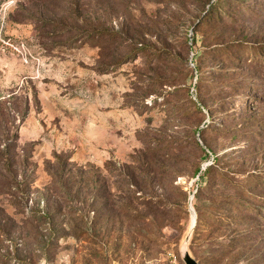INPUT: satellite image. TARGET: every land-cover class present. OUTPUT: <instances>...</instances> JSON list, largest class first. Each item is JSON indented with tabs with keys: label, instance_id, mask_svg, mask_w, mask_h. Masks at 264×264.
I'll return each instance as SVG.
<instances>
[{
	"label": "rangeland",
	"instance_id": "1",
	"mask_svg": "<svg viewBox=\"0 0 264 264\" xmlns=\"http://www.w3.org/2000/svg\"><path fill=\"white\" fill-rule=\"evenodd\" d=\"M252 48L264 0H0V264H184L189 199L198 264H264Z\"/></svg>",
	"mask_w": 264,
	"mask_h": 264
},
{
	"label": "trees",
	"instance_id": "2",
	"mask_svg": "<svg viewBox=\"0 0 264 264\" xmlns=\"http://www.w3.org/2000/svg\"><path fill=\"white\" fill-rule=\"evenodd\" d=\"M237 7H239V6H237ZM233 14H234V13H233ZM208 19H212V20H214L215 17H211V16H209ZM103 35H104L103 32H101V33H100V32H95V33L92 34V35H90V33H89V34L87 33V34H85V35H82V36L80 37V39L83 40V39H85V38H87V37L90 36V39L97 40V39H101V38H103V37H104ZM236 46H237V45H236ZM231 48H232L231 46H226L225 48H219V49H218V53L223 52L224 55H227V56H229L230 58H234V50H235V48H233L232 50H231ZM236 48H238V46H237ZM253 52H254V51H253V48H252V49L249 50V52H248V51L246 52V50H244V52H243L241 55L243 56V59H244L245 61H249L250 63H252V64L254 65V64H256V63L258 62V61H257V58H258V59H259V57H263V58H264V55L262 56L261 54H259V56H258V55H256V53H253ZM257 52H258V50H257ZM239 61H240V60H239ZM198 72H199V71L197 70V73H198ZM196 79H197V82H198L199 77H197ZM197 82H196V85H197ZM195 88H197V86H196ZM212 170L218 172V174H220V175H222V173H224V170H223V169L221 168V166H220V160H219L217 157H214V158H213V162H212L210 165H208V166L204 169V171H201L200 168H196V169H195V174L198 175V177H199V182H198V186H197L196 193L193 194L194 197L196 196V194H197V193L199 192V190H200V187H201V185H202V183H203V178H204V176H206L207 174H209V172H211ZM220 171H221V172H220ZM243 178L245 179V183H247V184H243V185H241V187H242V189L244 190V192H247V193H249L248 185H249V182L251 181V179H261V177H253V176H250L249 174H247V175L244 176ZM246 203L249 204L248 201H246ZM248 204H245V205L247 206Z\"/></svg>",
	"mask_w": 264,
	"mask_h": 264
},
{
	"label": "water",
	"instance_id": "3",
	"mask_svg": "<svg viewBox=\"0 0 264 264\" xmlns=\"http://www.w3.org/2000/svg\"><path fill=\"white\" fill-rule=\"evenodd\" d=\"M189 203V208L192 214V224L190 226V230L185 238V240L182 243V246L180 248V255L181 258L184 262V264H198L197 261L190 255L189 250H188V242L190 240V237L192 235V232L195 228L196 225V214L195 211L193 210L192 206H191V199H189L188 201Z\"/></svg>",
	"mask_w": 264,
	"mask_h": 264
}]
</instances>
